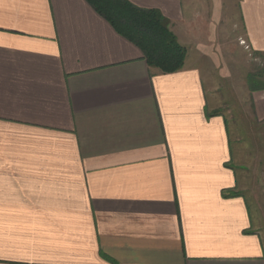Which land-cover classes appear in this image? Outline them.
I'll return each mask as SVG.
<instances>
[{
	"label": "crops",
	"instance_id": "0c3cea01",
	"mask_svg": "<svg viewBox=\"0 0 264 264\" xmlns=\"http://www.w3.org/2000/svg\"><path fill=\"white\" fill-rule=\"evenodd\" d=\"M128 1L168 19L182 69L151 68L86 0H0V264H264L241 188L264 138L230 136L201 69L229 1ZM235 3L264 55V0ZM250 97L264 133V86Z\"/></svg>",
	"mask_w": 264,
	"mask_h": 264
},
{
	"label": "rangeland",
	"instance_id": "374dc122",
	"mask_svg": "<svg viewBox=\"0 0 264 264\" xmlns=\"http://www.w3.org/2000/svg\"><path fill=\"white\" fill-rule=\"evenodd\" d=\"M228 1L227 16L216 28L219 42L210 53L212 58L207 55L202 57L201 69L205 86L212 96L209 106L214 112L224 113L229 123L230 136L238 137L246 143L258 144L264 138V133L261 126L252 119L250 93L253 86H264V55L249 49L241 38L242 28L236 14L235 0ZM250 148L255 149L253 146ZM253 174L248 171L241 188L257 204V212L262 218L259 229L264 238V175Z\"/></svg>",
	"mask_w": 264,
	"mask_h": 264
},
{
	"label": "trees",
	"instance_id": "16d2710c",
	"mask_svg": "<svg viewBox=\"0 0 264 264\" xmlns=\"http://www.w3.org/2000/svg\"><path fill=\"white\" fill-rule=\"evenodd\" d=\"M114 30L136 45L146 63L161 73L184 67L186 48L181 45L161 12L141 8L128 0H86Z\"/></svg>",
	"mask_w": 264,
	"mask_h": 264
}]
</instances>
